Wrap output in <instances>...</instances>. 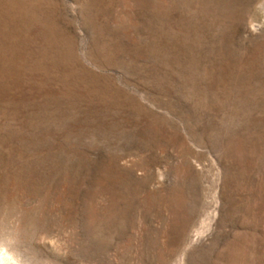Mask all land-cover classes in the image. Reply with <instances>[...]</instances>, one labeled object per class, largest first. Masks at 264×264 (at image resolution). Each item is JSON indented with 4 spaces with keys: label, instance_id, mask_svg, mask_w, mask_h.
I'll return each instance as SVG.
<instances>
[{
    "label": "rangeland",
    "instance_id": "rangeland-1",
    "mask_svg": "<svg viewBox=\"0 0 264 264\" xmlns=\"http://www.w3.org/2000/svg\"><path fill=\"white\" fill-rule=\"evenodd\" d=\"M0 264H264V0H0Z\"/></svg>",
    "mask_w": 264,
    "mask_h": 264
}]
</instances>
